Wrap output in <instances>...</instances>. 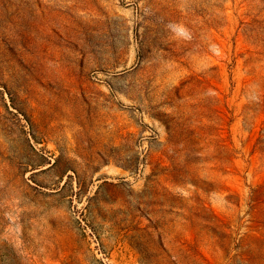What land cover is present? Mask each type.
I'll return each instance as SVG.
<instances>
[{"label": "rangeland", "instance_id": "374dc122", "mask_svg": "<svg viewBox=\"0 0 264 264\" xmlns=\"http://www.w3.org/2000/svg\"><path fill=\"white\" fill-rule=\"evenodd\" d=\"M0 264H264V0H0Z\"/></svg>", "mask_w": 264, "mask_h": 264}]
</instances>
